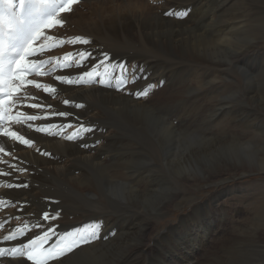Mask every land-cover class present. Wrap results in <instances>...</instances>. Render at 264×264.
Returning <instances> with one entry per match:
<instances>
[{
	"label": "bare ground",
	"instance_id": "6f19581e",
	"mask_svg": "<svg viewBox=\"0 0 264 264\" xmlns=\"http://www.w3.org/2000/svg\"><path fill=\"white\" fill-rule=\"evenodd\" d=\"M261 3L264 4V0H261ZM246 5H252V0H163V3L154 0H79V3L74 5V10L72 9L70 12L60 16L58 19L65 21L63 27L60 26L57 30H53L52 27L45 34L60 37L63 43H60V41L48 42V50L42 58L45 61H52V65L46 70L39 71L40 76L31 79L51 87L46 91L43 88H35L34 84L27 85L22 94L36 97V99L25 101L19 108V112L16 113V115L19 113L37 115L38 119L27 121L23 125L14 123L10 126L13 130L24 133L26 138H32L35 143L25 145L9 138H0V144L6 150L12 149L7 155L0 152V157L4 161L18 164L20 168L27 169V171H15L12 177H0V201H3L0 203V222L10 221L8 226L4 224V227L0 228V241H2L0 242V247L7 249L17 243V241H3V237L14 228H20L25 233L23 237L18 236L17 240L24 239L26 241L29 236L35 233L42 234L50 226L55 228L57 234H60L71 232L78 226L83 225V223L92 225V220L79 222L77 218L73 219L71 217L72 213L67 215L59 208L53 199L55 192L59 189H65L69 193L68 196L80 200L99 197V200L107 199L110 200V203H113L112 200L117 196L129 208L136 209L128 210V213L135 217L139 215L137 210L140 206L148 205L151 208L149 211L155 212L169 202V194H171L167 191L169 188L163 187V189L159 188L160 190L156 189L152 192L147 190L146 194L140 193L135 189L137 184H133V179L137 175L134 170L140 168V164L143 166L145 160L140 162L141 155L138 153L139 150L133 145L131 140H124L121 136H116L117 129L113 120L114 111L119 112L121 115L131 113L140 125L154 129L156 144L153 145L155 149L151 157L154 158V161L156 160L166 165L172 175V180L169 182L170 186L172 182L174 183L179 179L178 184L182 185L187 181H195L198 180V177L201 178V174L198 171L200 169L201 172L203 168L202 162L212 156L219 157L218 159L221 163L224 158L221 157V160L220 156L227 158L228 162H236V155L244 154L247 159L244 157L240 158L238 159L239 163L242 162L250 170L264 169L263 151H258V149L256 151H244L241 149L242 145H237L236 138L233 137L227 141L223 139L203 140L184 133L176 135L174 129L165 125L162 120L154 116L146 107L138 104V98H136L134 93L131 95L124 93V84L121 85L122 90L116 88V78L124 79L127 73L133 79V86L146 87L152 83V75L155 76L161 70H163L162 72L174 74L177 79L186 70V73H188V70L197 68L202 71L205 68L213 69L218 66V63L225 65L229 61L231 62L229 59L233 58L237 51L244 49L249 44L254 45L257 43L250 36L246 38L247 43L243 42L240 44L236 43L238 42L236 38V40H231L226 36H223L226 38H222L218 35L222 30L220 27L221 22L223 23L225 18L224 15L232 13L236 16V11ZM185 10L188 11V15L183 18H177L175 15H165L166 12L176 13ZM241 18V21L245 24V17ZM223 26L224 24L222 28ZM209 31L218 35H216V38L214 37L216 40L210 39ZM77 36L90 40V44L71 43V38ZM128 43L140 45L141 51H130L133 53L132 56L128 54L130 52L125 50L114 54L115 49ZM83 50L90 51L92 56L84 59L83 66H81L78 63L81 58L76 54ZM105 52L109 53L107 59L103 55ZM68 53H73V55L67 56ZM65 56H67V60L64 59ZM212 58L213 60H211ZM69 63L72 64V67L67 69ZM116 65H124V68L114 67ZM52 68L57 69V71L47 78H43L42 74ZM86 71L90 72L91 75L83 76L79 82H75L76 78ZM193 72L195 74V70ZM65 75L71 76L74 82L68 83L56 80L57 76ZM101 79L104 81L103 85L99 83ZM174 79L172 78V80ZM186 81L184 80V82ZM174 85L176 84L174 83ZM52 88H55L54 92ZM259 89L263 90H258L257 92L264 96V84ZM244 94V98L248 101L247 95L251 93L246 90ZM232 95L236 97V90ZM253 100H255V97L250 99V102ZM258 100L264 104V100ZM65 101H69V103L65 104ZM30 104H39L41 106L32 108L29 107ZM217 105L218 103L213 108L216 109ZM258 106L256 105L255 107ZM160 108L158 110L162 109ZM213 108L209 109L212 110ZM124 109L129 110L124 111ZM173 109L175 110L176 108ZM59 112H68L70 115H57L56 113ZM215 115L218 114L216 113ZM28 124L34 127L29 128ZM52 124H55L56 127H52ZM62 124L70 126L61 128L60 125ZM41 126L45 127H43L42 131H37L36 128ZM89 127L93 131L85 130ZM68 136H73V139H66ZM81 144H87L88 147H81ZM190 149L193 152L208 149L209 153H204V150H201L202 152L194 156L195 153L188 152ZM41 152H47L50 155H41ZM129 156L132 159L131 164L125 161V159H129ZM123 158L125 159L122 163L121 159ZM113 160H116L117 164L112 163ZM217 161L215 159V167L219 168L220 164ZM111 166H116L120 169L122 184L112 182ZM0 168H7V164L0 162ZM132 171L133 174H131ZM116 179L119 178L116 177ZM6 180L15 184L27 183L28 186L26 188L9 189L5 182ZM9 201H13V203H9ZM48 202H54L56 204L54 211L60 212L57 220L52 223L43 221L44 213L49 211L46 206ZM108 205L110 206V204ZM5 209L6 211L3 212ZM56 212H53V214ZM133 218H127L128 223ZM38 225H42V227H38ZM120 226V232H111L105 223L99 231V238L91 242L93 244L85 246L86 248H78L74 253H69L70 259L62 257L63 264H213L210 261V257L213 256L211 253H208L210 255L205 258L199 259L198 249L191 250L189 247L184 248L182 245H171V249H164L167 254L162 255V253L158 252L155 258L151 259L150 257L151 260H149V257H147L141 261L137 256L142 251L140 245L136 244L132 249L126 245L129 244L128 241L131 238L127 229L128 224L123 223L121 225L120 223ZM138 229L140 228L138 227ZM91 231L93 229H86L88 233ZM202 232L196 230L193 240H189L194 241L200 238ZM206 233L204 232V234ZM135 236L140 240V233L138 235L135 234ZM59 240V235L53 236L46 246H51ZM72 240L73 237L66 236L61 247L70 244ZM111 242H117V244ZM200 248H203V246H200ZM156 250L159 251L158 249ZM40 251V249H37V254ZM128 251H131V253L127 254ZM193 255H196V257H193ZM231 258V263L235 262L236 258L234 256ZM215 260L217 261L216 258ZM191 261L193 263H190ZM31 263L33 261L27 260L26 256L18 259H12L9 256L0 261V264ZM49 264H61V261L53 260L49 261Z\"/></svg>",
	"mask_w": 264,
	"mask_h": 264
},
{
	"label": "rangeland",
	"instance_id": "374dc122",
	"mask_svg": "<svg viewBox=\"0 0 264 264\" xmlns=\"http://www.w3.org/2000/svg\"><path fill=\"white\" fill-rule=\"evenodd\" d=\"M154 1L163 3V0ZM93 3L95 2L93 1ZM223 13L225 12L223 11ZM234 15L235 14L232 13L224 15L225 18L223 19V23L221 22L220 27L222 30L218 35L222 38H230L231 40L238 39L236 43L240 44L243 42L247 43L248 41L246 38L250 36L254 38L257 43L254 45L249 44L244 49L237 51L236 55L229 59L231 62L229 61L225 65L218 63V66H215V68H205L202 71L197 68L194 69L195 74L192 69L188 70V73H186V70L183 71L177 79L174 74L162 72L163 70H161V72L155 76L152 75L153 78H151L153 81L151 80V86L148 85L146 87L133 86V79L130 74L127 73L128 76H125L126 85L124 84L123 92L131 95L139 90H144L146 96L138 99L137 103L146 107L154 116L162 120L165 125L174 129L176 135L178 133H184L188 136L203 140L223 139L227 141L233 137L236 138L237 145H242L241 149L244 151H256L258 149V151L261 150L264 152V104L258 100H264V96L257 92L260 90L259 88L261 85L264 84V4L261 3V0H252V5H246L240 8L236 11V16ZM241 17H245V24L241 21ZM223 24L224 29L222 28ZM59 27L60 25H57L54 29H58ZM211 31H213V29H211ZM209 33L210 39L216 40L214 37L216 38L217 34L215 35L210 31ZM103 44L105 45L104 42ZM124 50L126 52L141 51V47L140 45L128 43L125 46H120V48L115 49L114 54L121 53ZM211 60H213V58ZM205 64L207 65V63ZM172 78L175 79L172 80ZM184 80H187V83L189 82L188 85ZM181 81L182 83L180 84ZM174 83L176 85H174ZM138 88L139 90H137ZM235 90L236 97H233L232 93ZM246 90L251 93L247 95L248 101L244 98ZM254 97L255 100L250 102V99ZM216 103H218V105L216 109H214L213 107ZM256 105L259 106L255 107ZM159 107L162 109L160 108L161 110H158ZM173 108L176 109L174 110ZM209 108H213V111ZM126 110L129 109H124V111ZM215 112L218 115H215ZM113 113L111 114H113L114 124L117 129L116 136H121L124 140H131L133 145L139 150L138 153L141 155L140 162L145 160L143 166L140 164L139 170H134L137 176L133 179V184L138 185V189L137 185H135V189L140 193L143 192V194H146L147 190L152 192L156 189H163V187L169 188L167 190L171 193L169 194V202L166 203L163 208H159L155 212H150L149 210H151V208H149L148 205L144 207L140 206L137 210L139 214L137 218L128 213V210L131 211L136 209L132 207L129 208L125 202L117 196L112 200L113 203L116 204L110 203V200L107 199L99 200V197L96 199L90 198L88 202V200L84 199L71 198L68 196L69 193L65 189H59L55 192L53 197L59 208L67 215L72 213L71 217L73 219L77 218L79 222L92 220V224L96 222L105 225L106 223L111 232H120V223L121 225L123 223L128 224L127 229L131 238L128 241L129 244L126 245L131 249L136 244L140 245L142 251L137 256L141 261L145 260L147 257H149V260L155 258L158 252L162 253V255L167 254L164 249H171V245H182L184 248L189 247L191 250L198 249L199 259H203L210 255L208 253H211L213 256L210 257V261L213 264H264V247H262L264 246V169L250 170L242 162L239 163L238 159L243 157L247 159V156L244 154L236 155V162H228L227 158L225 159L224 156H220L221 160L224 158L221 163L218 159L219 157L216 158L212 156L206 160L207 162H202L203 168L201 172L200 169L198 171V173L201 174V178L198 177V180L195 181H187L188 183L186 182L182 185L178 184V181H180L179 179L174 183L172 182L171 187L169 182L172 180V175L168 171L166 165L156 160L154 161V158L151 157L155 149L153 145L156 144L155 135L153 133L154 129L140 125L131 113L122 115L116 111ZM201 150H197L198 153H196L197 151L193 152L190 149L188 152L192 154L195 153L194 156H197L202 152ZM203 152L209 153V150L206 149ZM124 159L125 158L121 159L122 163ZM130 159L131 157L129 156V159H125V161L131 164L132 159ZM215 159H217V163L220 164L219 168L215 167ZM225 162L227 163L225 164ZM112 163L117 164V161L113 160ZM110 171H112L113 174L112 182L122 184L120 169L116 166H111ZM119 174L120 176H118ZM131 174H133V171ZM116 177L119 179H116ZM106 202L110 204V206ZM46 206L49 209V213L56 212L54 211L56 206L54 202H48ZM83 207L87 208L84 209ZM89 208L92 210L90 211ZM129 217H134L130 223L127 221ZM120 219L123 220L121 221ZM82 226L85 228L86 224L83 223V225L78 226V228H83ZM138 227L140 229H138ZM136 229L138 230L136 231ZM196 230L203 231L201 233L202 236L194 241L189 240L195 237ZM204 232L207 233L204 234ZM139 233L140 240L135 236V234L138 235ZM201 240L203 241L201 242ZM111 243L117 244V242ZM91 244L93 243L81 245V247L86 248L85 246ZM200 246H203V248H200ZM131 251H128L127 254L131 253ZM232 256H234L236 260L231 263L230 259H232ZM193 257H196V255H193ZM190 263H193V261Z\"/></svg>",
	"mask_w": 264,
	"mask_h": 264
},
{
	"label": "snow or ice",
	"instance_id": "6c2138e0",
	"mask_svg": "<svg viewBox=\"0 0 264 264\" xmlns=\"http://www.w3.org/2000/svg\"><path fill=\"white\" fill-rule=\"evenodd\" d=\"M79 3V0H0V138H9L12 141H18L25 145H32L35 141L32 138H26L25 134L13 130L10 126L14 123L24 124L27 121H35L38 119L37 115H30L27 113L16 115L19 108L27 100L36 99V97L23 95V90L27 85H33L37 89L43 88L48 90L49 85H43L33 80L27 79L40 71L46 62L42 57L48 50V42L63 40L60 37L46 35L45 29H50L55 25L63 27L65 21L58 19L61 13L70 12L73 4ZM167 16H176L183 18L188 15V11L182 12H166ZM43 36V40L41 37ZM37 41H41L37 44ZM80 42L84 45L90 44V40L84 37H72L71 43L75 44ZM73 53H68L67 56H72ZM78 55L81 60L78 61L83 66V60L90 58L92 53L87 50L79 51ZM67 56L64 57L67 60ZM104 58H108V53H104ZM114 67L124 68V65H116ZM90 72H83L76 78L75 82H79L83 76H90ZM57 81L61 82H74L71 76H57ZM116 88L121 89V85L126 83V78H116ZM102 85L104 81H99ZM151 86V85H149ZM55 91V88H52ZM136 98L146 96L144 90H139L134 93ZM69 101H65L68 104ZM39 104H30L29 107H40ZM79 106V105H78ZM60 116H68V112L56 113ZM29 128L34 127L31 124L27 125ZM47 126V125H45ZM36 128L37 131H42L43 127ZM56 127L55 124L51 125ZM70 125H60L61 128ZM83 127V125H81ZM86 131H93V129L86 128ZM66 139L72 140L73 136H68ZM81 147H88L87 144H81ZM11 148L5 149L0 144V152L9 154ZM39 151V149H38ZM41 155H50L47 152H41ZM0 162L7 164V168H0V177H12L15 171H27V169L20 168L18 164L9 163L0 157ZM9 189L12 188H26L27 183L15 184L5 181ZM3 201H0L2 203ZM13 203V201H9ZM59 213L45 212L43 215L44 220H48L51 216L52 219L57 218ZM4 222H0V228L4 227ZM42 227V225H38ZM91 228L93 231L86 232V229ZM102 224L95 223L86 225L85 228H76L71 232L57 234L54 227H48L42 234L35 233L29 236L25 241L24 239L17 240V237H23L24 232L20 228L11 229L7 235L3 237V241H17L16 244L9 246L7 249L0 247V258H7L9 256L27 257V260L33 261V264H49V261L60 260L62 257L71 258L68 254L74 253L81 245L89 244L93 240L99 238V231ZM59 235L60 240L51 246L48 245L53 236ZM73 237L70 244L63 247V240L65 237ZM2 242V241H0ZM37 249L40 253L37 254Z\"/></svg>",
	"mask_w": 264,
	"mask_h": 264
}]
</instances>
